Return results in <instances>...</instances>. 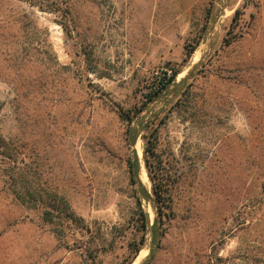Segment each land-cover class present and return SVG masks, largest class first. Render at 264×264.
Wrapping results in <instances>:
<instances>
[{
  "label": "rangeland",
  "instance_id": "rangeland-1",
  "mask_svg": "<svg viewBox=\"0 0 264 264\" xmlns=\"http://www.w3.org/2000/svg\"><path fill=\"white\" fill-rule=\"evenodd\" d=\"M65 1L67 29L0 0V133L13 153L0 160V264H264V0ZM172 68L131 147L117 111L140 110ZM148 126L175 183L156 237L127 167L135 150L151 193ZM143 234L147 255L132 260Z\"/></svg>",
  "mask_w": 264,
  "mask_h": 264
},
{
  "label": "trees",
  "instance_id": "trees-1",
  "mask_svg": "<svg viewBox=\"0 0 264 264\" xmlns=\"http://www.w3.org/2000/svg\"><path fill=\"white\" fill-rule=\"evenodd\" d=\"M34 8H37L41 12L60 14L64 19L61 21V25L66 29V20L69 17L70 9L69 5L65 0H20ZM241 14L240 10L236 11V15L233 18V21H237V16ZM197 46H189L186 48V59H190L194 52L197 49ZM181 69L172 68L170 72H163L162 79L159 84L155 88L151 94L148 95L146 102L141 106L140 110H118L117 113L120 119L128 125V129L126 131L127 140L131 147H133L136 143L137 135L136 129L131 127L134 122V119L141 115V113L146 109V107L155 101L163 92H165L171 85L174 84L177 77L181 73ZM184 95L187 93L183 92ZM183 99H179L176 103V106L183 105ZM153 129V128H151ZM144 143V163L148 172V176L152 182V190L151 193L144 186L139 178L140 171V161L136 154V151L133 150L130 156L127 159V167L129 172L130 183L134 187V191L136 192V201L140 210L141 216V229L143 232H146L149 228V216L142 209V201L148 200L151 201L154 205V209L156 212L157 220L155 225V237L157 235H163V232L167 229L166 224L170 222L173 217V199L174 192L173 188L175 183H172L169 180V175L165 170V164L163 162V158L160 152V134L159 130H150V126L147 127V134L142 136ZM13 153L9 151L8 144L0 133V160L12 159ZM165 171V173H164ZM264 188V184H263ZM43 215L45 219L52 214V211L47 208H42ZM68 219H73L75 217L74 213L68 210L65 214ZM158 226V227H157ZM157 228V229H156ZM145 243V235L140 239V242L133 248V259H135L139 252L142 250Z\"/></svg>",
  "mask_w": 264,
  "mask_h": 264
},
{
  "label": "bare ground",
  "instance_id": "bare-ground-1",
  "mask_svg": "<svg viewBox=\"0 0 264 264\" xmlns=\"http://www.w3.org/2000/svg\"><path fill=\"white\" fill-rule=\"evenodd\" d=\"M181 76V75H180ZM138 145H140V144H138ZM139 149V148H138ZM139 154L141 155V151H139ZM147 173L145 172V170H143V172H142V178L144 179V181L145 182H147V175H146ZM149 181V180H148ZM145 254H146V252H145V250H142L141 252H140V254L138 255V259L136 260V261H138L140 258H142V257H144L145 256ZM147 255V254H146ZM137 262H135V264H136Z\"/></svg>",
  "mask_w": 264,
  "mask_h": 264
}]
</instances>
